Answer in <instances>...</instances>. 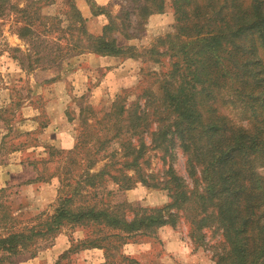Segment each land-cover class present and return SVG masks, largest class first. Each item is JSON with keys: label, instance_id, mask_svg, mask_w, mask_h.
I'll return each instance as SVG.
<instances>
[{"label": "rangeland", "instance_id": "374dc122", "mask_svg": "<svg viewBox=\"0 0 264 264\" xmlns=\"http://www.w3.org/2000/svg\"><path fill=\"white\" fill-rule=\"evenodd\" d=\"M11 1L23 6L27 0ZM92 1L93 8L89 0L44 2L43 14L62 18L53 22L48 41L60 38L66 46L81 36L79 25L70 23L76 7L94 36L102 35L114 19L111 32L131 48L126 54L74 51L63 60L30 68L26 54L34 50L32 42L12 33L13 18L0 19V189L5 188L0 205L7 206L9 216L2 219L0 213V234L20 231L53 215L61 198L71 195L72 209L114 207L130 219L140 216L145 207L167 206L169 222L152 232L99 239L96 247L84 241L109 230L67 223L57 234L8 260L12 264H218L229 245L223 230L211 221L216 208L201 199L205 184L200 173L191 174L188 155L173 133H157L160 128L174 129V116L164 101V75L177 65L170 78L174 85L169 83L177 90L187 72L175 52L155 56L157 61L150 53L161 38L180 32L175 1ZM179 1L187 10L183 21L196 20L195 7ZM145 4L154 11L139 12ZM226 80L207 81L202 94V85L196 84V96L203 107H213L216 115L251 131L254 118L234 92V82ZM204 117L209 120L208 114ZM255 164L264 175L262 160ZM185 186L187 198L170 196L172 187L180 191ZM204 216L207 221L200 222Z\"/></svg>", "mask_w": 264, "mask_h": 264}, {"label": "trees", "instance_id": "16d2710c", "mask_svg": "<svg viewBox=\"0 0 264 264\" xmlns=\"http://www.w3.org/2000/svg\"><path fill=\"white\" fill-rule=\"evenodd\" d=\"M46 1L50 0H27L21 6L19 1L0 0V19L13 18L12 33L33 44L34 50L26 54L30 68L63 60L74 51L121 55L131 49L113 36L114 19L105 26L102 35L89 34L85 27L86 19L76 7L70 23L73 21L75 26L79 25L81 36L68 41L66 46L62 45L60 38L49 42L47 35L54 26L53 22L59 18L60 23L62 18L42 13ZM89 1L92 8L95 7L94 1ZM174 1L180 32L176 36L161 38L159 47H152L150 53L157 61L155 56L175 52L180 56L179 62L186 63L183 72H187L177 90L169 84L177 65L174 63L168 75H164V101L174 116V129L171 131L165 127L161 131L160 128L157 133L160 136L173 133L188 155L191 174L196 176L200 173L205 184L201 199L216 208L211 221L223 230L229 245V251L219 257L218 264H264V175L257 171L255 164L256 159L264 164V0H186L195 7L197 19H192V22L183 21L187 14L185 4ZM162 2L158 4L159 9ZM148 6H140L139 12L152 13L154 10ZM208 15L209 18L206 17ZM222 77L227 78V84L234 82V92L245 100V106L254 118L251 131L232 125L224 115H216L213 107H203L198 100L196 84L202 85V94L208 88L207 81ZM120 108L126 111L125 107ZM205 114L209 116L208 121ZM172 177L182 181L176 175ZM172 190V198H187V189L176 191L172 187ZM0 192H5V188ZM72 197H62L53 215L41 217L31 227L0 234V264H12L8 260L11 255L57 234L67 223L92 224L109 230V234L84 241L86 245L96 247L99 239H122L152 232L169 222L164 213L167 206L145 207L140 216L137 213L130 219L114 207L82 206L72 209ZM0 206L2 219L9 218L7 206ZM11 219L16 220V217ZM205 221L207 216L200 220ZM124 259L130 262V259Z\"/></svg>", "mask_w": 264, "mask_h": 264}, {"label": "crops", "instance_id": "0c3cea01", "mask_svg": "<svg viewBox=\"0 0 264 264\" xmlns=\"http://www.w3.org/2000/svg\"><path fill=\"white\" fill-rule=\"evenodd\" d=\"M96 1H109V0H96Z\"/></svg>", "mask_w": 264, "mask_h": 264}]
</instances>
